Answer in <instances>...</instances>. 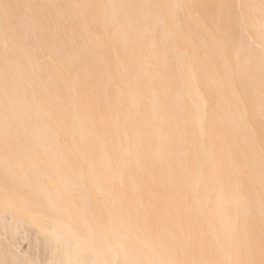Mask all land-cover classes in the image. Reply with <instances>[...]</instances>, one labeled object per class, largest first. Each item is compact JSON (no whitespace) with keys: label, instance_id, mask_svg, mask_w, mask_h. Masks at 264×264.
Wrapping results in <instances>:
<instances>
[{"label":"bare ground","instance_id":"6f19581e","mask_svg":"<svg viewBox=\"0 0 264 264\" xmlns=\"http://www.w3.org/2000/svg\"><path fill=\"white\" fill-rule=\"evenodd\" d=\"M13 2L0 264H264V0Z\"/></svg>","mask_w":264,"mask_h":264},{"label":"rangeland","instance_id":"374dc122","mask_svg":"<svg viewBox=\"0 0 264 264\" xmlns=\"http://www.w3.org/2000/svg\"><path fill=\"white\" fill-rule=\"evenodd\" d=\"M11 1L13 2L14 0H10V1H9V0H0V5H1V6H4V5H6L5 3H7V5H8L9 2H10V4H11V3H12ZM17 1H18V0H17ZM15 2H16V1H15ZM15 2H13V3H15ZM3 4H4V5H3ZM7 5H6V6H7ZM1 6H0V7H1ZM44 59H46V57H44Z\"/></svg>","mask_w":264,"mask_h":264}]
</instances>
